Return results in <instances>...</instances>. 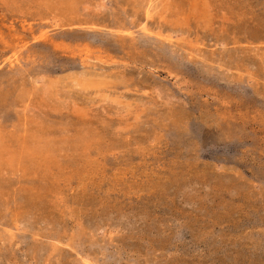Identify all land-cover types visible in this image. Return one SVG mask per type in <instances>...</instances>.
<instances>
[{"label":"rangeland","instance_id":"374dc122","mask_svg":"<svg viewBox=\"0 0 264 264\" xmlns=\"http://www.w3.org/2000/svg\"><path fill=\"white\" fill-rule=\"evenodd\" d=\"M0 264H264V0H0Z\"/></svg>","mask_w":264,"mask_h":264}]
</instances>
